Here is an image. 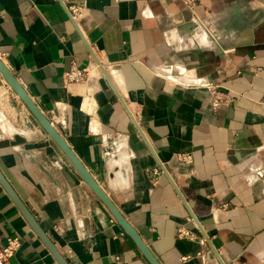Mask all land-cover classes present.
Wrapping results in <instances>:
<instances>
[{
    "label": "crops",
    "instance_id": "crops-1",
    "mask_svg": "<svg viewBox=\"0 0 264 264\" xmlns=\"http://www.w3.org/2000/svg\"><path fill=\"white\" fill-rule=\"evenodd\" d=\"M195 1L0 0V58L160 264H264V0ZM0 93V172L65 260L150 264L1 73ZM0 235L59 264L1 183Z\"/></svg>",
    "mask_w": 264,
    "mask_h": 264
},
{
    "label": "water",
    "instance_id": "water-1",
    "mask_svg": "<svg viewBox=\"0 0 264 264\" xmlns=\"http://www.w3.org/2000/svg\"><path fill=\"white\" fill-rule=\"evenodd\" d=\"M100 65V64H99ZM101 70L103 71L104 75L107 77V79L110 81L108 74L106 73L103 66L100 65ZM0 73L3 76L6 84L15 92V94L18 96V98L26 105V107L29 109V111L32 113L36 121L39 123V125L44 129V131L49 135V137L55 142V144L61 149V151L64 153V155L67 157V159L71 162V164L74 166V168L79 173L80 177L85 181V183L90 187V189L95 193V195L100 199V201L107 207V209L110 211V213L113 215V217L116 219V221L120 224V226L123 228V230L126 232V234L134 241V243L137 245L138 249L141 251V253L144 255V257L149 261L150 264H160L157 259L154 257V255L151 253L147 245L142 241L137 231L128 223V221L123 217L121 212L117 209V207L114 205V203L111 201L109 196L106 194V192L103 190V188L97 183V181L94 179V177L90 174V172L86 169V167L83 165V163L79 160V158L76 156L74 151L71 149L67 141L64 139V137L58 132L56 127L52 124V122L47 118L45 113L39 109L37 104L34 102V100L31 98V96L27 93V91L24 89V87L21 85V83L17 80V78L11 73V71L7 68V66L3 63V61L0 58ZM111 82V81H110ZM113 86V84H112ZM117 97L121 101L122 105L125 107L126 111L128 112L129 116L133 120V122L137 125L133 115L131 114L130 110L128 109L126 103L122 99L121 95L118 93L116 88L113 86ZM138 127V125H137ZM139 128V127H138ZM165 174L170 178L172 181L175 189L177 192H179L177 186L169 176L166 169L162 166ZM0 183L3 186V188L6 190V192L9 194L21 214L25 217L29 225L32 227V229L36 232V234L41 238L43 243L46 245V247L49 249V251L53 254L54 258L57 260L59 264H69L65 258L59 253V251L56 249L54 244L50 241L48 236L46 235V232L41 228V226L38 224L36 219L33 217V215L30 213V211L27 209V207L24 205V203L21 201V199L17 196L11 185L7 182L5 177L0 172ZM180 196L182 197L181 193L179 192Z\"/></svg>",
    "mask_w": 264,
    "mask_h": 264
},
{
    "label": "built area",
    "instance_id": "built-area-1",
    "mask_svg": "<svg viewBox=\"0 0 264 264\" xmlns=\"http://www.w3.org/2000/svg\"><path fill=\"white\" fill-rule=\"evenodd\" d=\"M185 7L193 11L196 1L195 0H184ZM71 12L73 17H77L79 13V8L77 6L71 7ZM88 72L87 70H79L77 68H72L66 75L65 80L67 83H83L87 79ZM212 106L213 108L217 109L223 103L230 101V96L218 89H214L212 91ZM5 96V93H0V99ZM186 161H190L191 157L187 156L185 158ZM186 235V233H181ZM22 242L19 236L9 237L3 239L0 235V264H14L13 259L16 256V253L21 248Z\"/></svg>",
    "mask_w": 264,
    "mask_h": 264
}]
</instances>
